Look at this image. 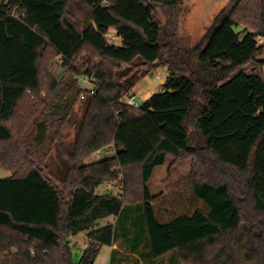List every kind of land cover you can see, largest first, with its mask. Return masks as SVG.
I'll return each mask as SVG.
<instances>
[{
  "label": "trees",
  "instance_id": "trees-1",
  "mask_svg": "<svg viewBox=\"0 0 264 264\" xmlns=\"http://www.w3.org/2000/svg\"><path fill=\"white\" fill-rule=\"evenodd\" d=\"M183 1L0 3V169L11 172L0 180V264H74L73 239L82 233L80 263L94 264L103 247L116 244L122 222L134 227V251L143 243L150 261L177 253L179 264H264V79L242 70L262 49L264 0H231L216 17L192 51L203 77L168 63L162 90L139 108L127 104L143 76L122 66H152L164 54L152 3L173 8ZM75 3L87 14L80 25ZM111 31L120 45L108 42ZM86 50L105 62L81 57ZM49 53L67 70L59 78L46 64ZM81 76L93 80L94 95L81 88ZM199 93L204 103L194 126L210 159L201 157L192 188L208 210L162 222L149 184L169 157L200 155L189 126ZM66 127L75 129L70 147ZM47 143L61 152L56 170L47 163ZM111 146L112 157L85 162ZM134 168L142 194L135 226L126 182L119 196L99 193ZM112 217L115 225L100 226Z\"/></svg>",
  "mask_w": 264,
  "mask_h": 264
},
{
  "label": "rangeland",
  "instance_id": "rangeland-1",
  "mask_svg": "<svg viewBox=\"0 0 264 264\" xmlns=\"http://www.w3.org/2000/svg\"><path fill=\"white\" fill-rule=\"evenodd\" d=\"M8 0H0V3ZM150 1V0H147ZM231 0H185L176 7H166L153 4L155 9V16L163 29V45L164 54L160 62L152 66H145L141 61L137 60L132 65H123L122 71H133L142 73L143 79L133 91V95L140 105L144 103L149 97L160 92L168 77V63L173 66V69L186 73L195 78L203 77L204 71L201 69L196 56L192 52L193 49L202 41L209 28L214 24L216 17L223 9L229 6ZM73 15L80 24L86 20V12L82 6L73 4ZM243 28V27H242ZM241 29V28H240ZM256 33V32H255ZM115 35L114 31L109 33ZM258 42L261 52L257 55L254 61L246 65L242 70L246 73H255L264 79V66L260 61L264 60V38L259 37ZM114 44L120 45L119 39H114ZM87 56V57H85ZM81 57L86 59H94L96 63L105 62L99 58L95 53L86 50ZM50 73L55 78H59L61 73H67L63 69L61 58L49 53L47 63ZM78 69L83 67L82 60L75 62ZM238 72V71H237ZM235 72L234 74H236ZM93 80L91 78L81 76L79 84L83 90L90 91L94 88ZM204 103L201 94H198L193 115L189 123L190 132L192 135L193 149L198 151L197 155H182L181 157H169L165 166L157 169L149 184L151 194L156 198L153 206L157 215L162 222H169L170 220L183 215H192L196 210L207 211V207L196 200L193 194L192 185L195 181L200 180L202 172V158L210 159L206 153L200 151L204 148V143L198 135L194 122L198 113V109ZM76 106L75 118L80 120L82 117L81 110ZM68 137L65 139L67 147L73 142L75 129L74 127L65 128L63 130ZM45 151L50 152L48 164L52 170H56L63 162L61 152L55 144L51 146L49 143L45 145ZM114 155L113 146L103 149L96 154H93L85 162H97ZM207 173H212L210 166L205 169ZM11 172L0 169V180L9 178ZM128 184L126 190V199L131 212V221L135 223L138 220L140 203L142 202V194L140 190V174L139 169L134 168L128 171L127 176H121L117 182H112L104 185L99 189L100 194L111 193L119 196L123 193L124 183ZM109 185L108 189L106 186ZM117 223L115 218H109L101 222L100 226L115 225ZM121 223L119 225V237L116 244L112 247H103L94 264H179L180 259L177 253H171L158 261H150L147 256L145 245L139 248V252L134 251V243L132 236L134 235V227L127 226ZM130 229V230H129ZM127 231H130L127 233ZM87 233H82L74 238L76 245H73V262L74 264H81L80 260L83 252L86 249ZM85 242V245H84Z\"/></svg>",
  "mask_w": 264,
  "mask_h": 264
},
{
  "label": "built area",
  "instance_id": "built-area-1",
  "mask_svg": "<svg viewBox=\"0 0 264 264\" xmlns=\"http://www.w3.org/2000/svg\"><path fill=\"white\" fill-rule=\"evenodd\" d=\"M106 38H107V40H108V42L110 43V44H114L113 43V41H114V39H118L117 37H116V34L115 35H110V34H107L106 35ZM114 45H116V44H114ZM90 92H91V94H95V92H94V90L92 89V90H90ZM127 104L129 105V106H131V107H134V108H139L140 107V104L138 103V101H137V99H136V96H131L128 100H127ZM100 152V151H99ZM108 189L110 188V186L109 185H107L106 186Z\"/></svg>",
  "mask_w": 264,
  "mask_h": 264
},
{
  "label": "crops",
  "instance_id": "crops-1",
  "mask_svg": "<svg viewBox=\"0 0 264 264\" xmlns=\"http://www.w3.org/2000/svg\"><path fill=\"white\" fill-rule=\"evenodd\" d=\"M149 98H150V97H149ZM149 98H148V99H149ZM73 245H76V243H75V240H74V239H73ZM84 245H85V242H84ZM110 250H111V252H112V250H113V249H112V248H110Z\"/></svg>",
  "mask_w": 264,
  "mask_h": 264
}]
</instances>
